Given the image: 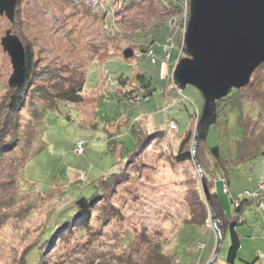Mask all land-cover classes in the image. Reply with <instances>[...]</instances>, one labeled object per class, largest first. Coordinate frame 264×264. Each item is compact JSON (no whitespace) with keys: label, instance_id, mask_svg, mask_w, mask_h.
<instances>
[{"label":"rangeland","instance_id":"obj_1","mask_svg":"<svg viewBox=\"0 0 264 264\" xmlns=\"http://www.w3.org/2000/svg\"><path fill=\"white\" fill-rule=\"evenodd\" d=\"M189 3L17 0L13 22L0 13V100L11 90L10 58L1 47V39L10 30L31 52L34 67L18 110L20 122L43 115L33 156L19 166L13 189L0 194V264H19L23 254L25 264H146L149 245L175 263L226 264L231 236L229 226L223 232L213 210L211 196L216 189L225 221L236 222L240 249L235 264H264V212L259 211H264L259 202L264 197L259 196L264 192V158L229 170L227 194L221 191L224 187L226 192L227 186L220 173H211L205 165L203 170L198 162L200 174L193 156L189 163L172 161L186 130L195 132L204 106L195 88L180 92L171 81L173 67L187 57L183 48ZM124 51H131L132 58L125 59ZM68 71L86 73L82 102H58L44 115L42 92L37 88L53 91L51 87ZM139 74L150 80L153 92L148 100L130 101L134 77ZM120 78L129 79L127 98L119 91ZM166 91L180 101L168 107ZM248 98L244 112L256 121L255 139L262 142L264 85ZM193 110L199 115H193ZM237 116L236 111L220 116L205 142L208 148L217 147L228 162L234 161L239 137ZM168 123L177 131H169ZM134 125H140L139 132L143 129L141 137L145 131L153 136L159 128L168 137L145 141L128 159L137 151L130 133ZM114 133L122 152L107 149L108 134ZM23 144L20 140L13 153L16 161L24 156ZM116 172L122 183L109 198L98 197L87 223L77 227L71 215L74 203L91 197L97 182ZM193 190L204 205L205 220L200 226L186 225L192 215L186 199ZM232 199H238L236 208L241 201L252 204L236 218ZM99 206H106L109 214ZM197 210L201 218L203 212Z\"/></svg>","mask_w":264,"mask_h":264},{"label":"trees","instance_id":"obj_2","mask_svg":"<svg viewBox=\"0 0 264 264\" xmlns=\"http://www.w3.org/2000/svg\"><path fill=\"white\" fill-rule=\"evenodd\" d=\"M181 34L179 33L178 43H180ZM25 49V79L23 84L16 89L9 90L6 95H4L0 100V194L4 195L7 191L12 190L16 174L18 172L19 166L21 164L25 165L28 160L33 156L32 154V147L33 143L35 142L34 138L37 136L39 131H41V115H34L32 119L28 120L27 122H20L18 110L22 108L24 99H25V91L27 89L28 83L30 81L31 73H33L34 67L32 65V58L31 52L28 48ZM183 52L185 53V47L183 48ZM166 62H169L166 59ZM65 71L64 69H62ZM261 75V76H260ZM258 76L260 78L258 79ZM129 79H119L118 80V87L120 88L119 91L122 92L123 97L127 98L128 96L125 93H128V87L126 82ZM86 82V73L79 72V71H68V76L61 77L60 82H57L53 87V91H47L43 89V87H38V91L42 92V102H43V113L46 114L47 110H53L58 102H65L71 104H80L82 102V92L84 90ZM264 85V64L259 67L252 75L249 84L240 90H232L229 95L221 99L219 101H214L210 104V115L205 120L203 125L199 128L198 132V149H197V161L199 162L200 166L204 170V165L208 168V170L212 173L219 172L220 178H222L224 185L227 186V191L223 192V188L221 187L222 193H228V172L233 167L240 165L242 163H251L256 161L260 158H264V138L261 137L262 142L260 143L259 140L256 141L255 139V131L257 128V124L253 122L251 115L244 112L245 107L248 105L247 100L249 93L258 92L261 90L262 86ZM10 89V88H9ZM173 90H175L173 88ZM134 93V96L128 98L130 101L135 99L148 100L152 95L153 89L151 88L150 80L146 77L145 74L135 75L134 77V88L131 90ZM40 92V93H41ZM137 92L141 94L140 96L137 95ZM250 105V104H249ZM236 111L238 113L237 116V128L239 132L238 140L235 143V157L233 162H228L226 159L220 156L218 148L212 147L208 148L206 146V138L208 132L212 126H214L218 120V118L224 115L225 112ZM190 116V115H189ZM190 119L192 120L191 116ZM139 126V127H138ZM149 127V126H148ZM140 125H134L130 133L132 134L133 138L136 141V149L135 153L129 154V157H133L138 153L140 150L141 144L146 143L145 141L151 139H162L167 136V132L165 129L159 128L153 130V136H146L144 132L143 136H139L141 130L139 132ZM146 129V128H145ZM139 132V134H138ZM143 132V131H142ZM193 128H189L184 133L183 140L180 142L178 149L175 154H173V164L176 165L184 164L192 162V155L190 151L192 138H194ZM117 134L114 133L110 136L108 134L107 137V149L110 152H122L123 146L122 143L117 141ZM143 139V140H142ZM22 140L24 143L22 146L23 157L21 160L16 161L14 159V151L18 148L19 141ZM18 145V146H17ZM140 146V147H139ZM139 148V149H138ZM31 151V152H30ZM30 152V153H28ZM126 160V159H125ZM124 161V160H123ZM206 168V169H207ZM219 170V171H218ZM205 173V171H203ZM123 181V178L119 176V173H111L106 178L100 179L97 184L95 185L96 193L93 194L89 198H81L80 200L74 203V212L71 215H74L76 218L77 227H84L87 223L90 212L93 209L95 203H97V198L105 196L109 198L112 194V190L120 185ZM188 198L186 199L187 203L189 204L192 215L188 219L186 225L192 226H200L202 221L205 220V211L204 205L198 201V193L196 190L191 192L188 191ZM190 195V196H189ZM264 192L260 193L259 196H263ZM212 205L214 207V211L216 213V217L223 225L224 233L226 227L229 226L230 229V236H231V244L228 250V254L226 257V264H235L236 260L238 259V251L240 249V240L239 236L235 231L236 222L228 223L225 221L221 202L218 196V190L216 189L215 195L211 196ZM259 200V199H258ZM238 199H232V204L234 208L235 217L239 218L242 214L243 210L250 204L249 201H241L240 205L236 208L235 203ZM261 199L259 200V202ZM258 202L254 203L257 205ZM98 208L101 209L103 213L107 216L109 212L106 210V206H99ZM201 209L203 212L202 217L198 216V210ZM263 212L262 210H259ZM264 225V220H263ZM66 233V232H65ZM55 234V233H54ZM68 232L65 234L66 237L68 236ZM149 254L146 257V264H182V263H175L171 260L170 257H167L159 251V248L154 245H149ZM24 254L21 258L19 264H25L24 262ZM253 262L252 264H254Z\"/></svg>","mask_w":264,"mask_h":264},{"label":"water","instance_id":"obj_3","mask_svg":"<svg viewBox=\"0 0 264 264\" xmlns=\"http://www.w3.org/2000/svg\"><path fill=\"white\" fill-rule=\"evenodd\" d=\"M189 1L184 35L187 57L177 64L171 81L180 92L188 86L195 88L204 101L191 152L201 174L195 153L199 128L210 115V104L226 98L232 90L246 87L256 69L264 64V0ZM16 2L0 0V13L5 12L10 22H13ZM1 47L12 67L8 87L18 88L25 79L24 48L10 30L1 39ZM123 56L130 59L132 52L124 51ZM203 188L209 204L204 181ZM217 254L218 249L213 258Z\"/></svg>","mask_w":264,"mask_h":264},{"label":"built area","instance_id":"obj_4","mask_svg":"<svg viewBox=\"0 0 264 264\" xmlns=\"http://www.w3.org/2000/svg\"><path fill=\"white\" fill-rule=\"evenodd\" d=\"M138 100H141V99H138ZM167 127H168V130L169 131H177V128H176V126L174 125V124H170V123H168L167 124ZM80 143H82V142H80ZM79 143V144H80ZM79 150H78V152H79V154H81L82 152H83V150L81 151V149L82 148H78ZM247 196H248V194H247ZM241 198L239 197V200H240ZM260 207L262 208V209H264V197H262V199H261V201H260Z\"/></svg>","mask_w":264,"mask_h":264},{"label":"crops","instance_id":"obj_5","mask_svg":"<svg viewBox=\"0 0 264 264\" xmlns=\"http://www.w3.org/2000/svg\"><path fill=\"white\" fill-rule=\"evenodd\" d=\"M170 96H172V94L167 95V91H166V94H165V97H164V102L167 103V105H169L168 107L172 106L173 104L178 103V101H179V99H177V98L176 99H172Z\"/></svg>","mask_w":264,"mask_h":264},{"label":"bare ground","instance_id":"obj_6","mask_svg":"<svg viewBox=\"0 0 264 264\" xmlns=\"http://www.w3.org/2000/svg\"><path fill=\"white\" fill-rule=\"evenodd\" d=\"M190 2V1H189ZM190 4V3H189ZM188 19H189V16H188ZM185 32H186V30H185ZM166 55V54H165ZM168 57V56H167ZM150 60H151V62L153 63V64H155L156 63V59L154 58V57H152V58H150ZM170 62V61H169ZM177 65H175L174 67H173V69H175V67H176ZM19 88V87H18ZM16 89V88H15ZM138 99V98H137ZM136 100V99H135ZM180 101V100H179ZM178 101V102H179ZM194 112V113H193ZM193 112H192V114L193 115H196V116H198L199 114H198V112L196 111V110H193ZM196 113V114H195Z\"/></svg>","mask_w":264,"mask_h":264}]
</instances>
